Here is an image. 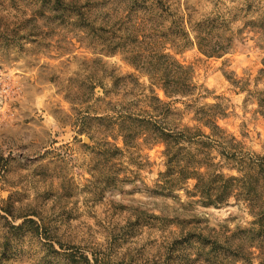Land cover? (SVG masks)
<instances>
[{
  "label": "rangeland",
  "instance_id": "1",
  "mask_svg": "<svg viewBox=\"0 0 264 264\" xmlns=\"http://www.w3.org/2000/svg\"><path fill=\"white\" fill-rule=\"evenodd\" d=\"M188 1L196 19H237L235 34L255 20L239 10L248 1L264 14V0ZM53 6L0 0V264H264V226L245 206L205 208L185 191L153 193L164 171L161 147L109 164L94 151L105 139L91 119L119 99L112 76L134 70L97 51L75 17ZM256 41L219 60L196 47L175 57L194 66L208 102L220 97L228 106L220 125L264 155L257 106L226 77L253 86L263 58Z\"/></svg>",
  "mask_w": 264,
  "mask_h": 264
},
{
  "label": "trees",
  "instance_id": "2",
  "mask_svg": "<svg viewBox=\"0 0 264 264\" xmlns=\"http://www.w3.org/2000/svg\"><path fill=\"white\" fill-rule=\"evenodd\" d=\"M54 1L55 11L73 15L91 45L98 44L97 51L120 55L134 70L122 78L112 76L113 93L119 99L108 102L103 113L91 119L99 122L105 139L94 151L109 164L126 154L161 147L164 171L159 173L154 194L177 198L175 193L185 191L205 208L245 206L253 224L263 227L264 155L220 125L229 116L228 106L220 97L208 102L212 96L197 81L194 66L180 62L175 55L196 47L205 58L219 60L243 43L257 40L263 58L253 86L249 79L226 77L234 88L246 93V102L257 106L264 121V87L260 88L264 14L252 12L248 1L239 10L243 18L255 20L244 23L235 34L230 23L237 19L228 22L219 12L196 19L188 0ZM245 33L248 35L243 36ZM142 78L147 79V86L140 82ZM107 170L111 173L112 167ZM36 227V235H41Z\"/></svg>",
  "mask_w": 264,
  "mask_h": 264
}]
</instances>
